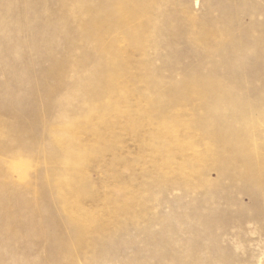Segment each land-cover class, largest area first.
I'll return each instance as SVG.
<instances>
[{"label":"rangeland","instance_id":"1","mask_svg":"<svg viewBox=\"0 0 264 264\" xmlns=\"http://www.w3.org/2000/svg\"><path fill=\"white\" fill-rule=\"evenodd\" d=\"M0 264H264V0H0Z\"/></svg>","mask_w":264,"mask_h":264},{"label":"bare ground","instance_id":"2","mask_svg":"<svg viewBox=\"0 0 264 264\" xmlns=\"http://www.w3.org/2000/svg\"><path fill=\"white\" fill-rule=\"evenodd\" d=\"M125 15H128L127 13H125L123 16H125ZM12 17V16H11ZM15 20H16V18H15ZM128 21V20H127ZM133 32L136 34V35H139L138 33H137V31L136 30H133ZM142 33V36L140 37V38H148V37H150L151 36V32L150 31H143V32H141ZM139 40L140 39H138L137 40V42H139ZM136 42V43H137ZM95 85V84H94ZM100 87H104V86H100ZM112 88V87H111ZM104 89V88H103ZM112 91V90H111ZM118 91L120 92V95H121V97H123V100H125V98L127 97V92H126V90H125V88H124V86H118ZM128 91V90H127ZM138 97V96H137ZM140 100H142L143 101V103L145 102L146 103V105H149L148 107H147V109L149 110H145L144 112L146 113V117H147V121H150V122H154L153 120H154V117H156L157 118V122H156V124L154 125V127H155V129H156V131H151L149 134H150V139L153 141V142H155L156 143V149L158 150V149H160V151L162 152L161 154H158V156H160L161 155V159H160V161H158L156 164H157V166H159V167H163V165H167V164H169V160L171 159V153L170 152H168V149H170V147L169 146H171V144L170 143H174V145H172L171 147H173L175 150L177 149L178 151H181V152H183V150L185 149V148H187V147H189V146H191L189 143H187L185 140H184V143H181L180 142V139L179 138H177V136L175 135V129H174V125H172V124H174L176 121H177V116L176 115H178L179 116V114L178 113H175V114H173V115H171V116H167V115H165V114H162L163 112H159L157 115H155V116H153L152 114V111L151 110H153V109H150V108H154V106H153V101L148 97V96H146V95H142L141 97H139L138 98V100H137V102L133 105V106H130V105H132V103L129 105L130 106V109H132V112H135V113H139L140 114V112L141 111H143L142 110V108H143V106H142V108L139 106V102L138 101H140ZM198 103V102H197ZM124 104V103H123ZM127 105V104H126ZM125 105V106H126ZM115 106V104L114 103H112V102H110V103H107V104H105V105H103L102 107H98V109H96V110H94V111H92L90 114H87V115H84V116H81L80 117V120L82 121V122H85L86 124H93V121L98 117V114L99 113H103V112H105V111H110L113 107ZM124 106V105H123ZM132 107V108H131ZM146 106H144V108H145ZM115 108V107H114ZM130 109H128V110H130ZM131 111V110H130ZM101 113V114H102ZM130 114V113H129ZM129 114H126L125 113V117H126V122L128 123L127 125L129 126V127H131V128H134L135 127V125H136V122L134 121V122H132V120L130 119V118H128V115ZM133 115H135L136 117H137V114H133ZM133 115H131V116H133ZM130 116V115H129ZM123 117V116H122ZM138 118H140V117H138ZM135 119V118H134ZM122 121V120H121ZM144 121V120H143ZM77 123H74V122H72V123H68L67 125H66V127H65V131L61 134V135H59L58 136V138L57 139H61V141L62 140H65V139H69V141H70V138L71 137H73L74 135H72V130H73V128H74V126L76 125ZM139 124V123H138ZM193 124V123H192ZM184 125H186V124H184ZM185 127V129H187V128H190V126H184ZM136 128V127H135ZM60 129V128H59ZM168 135V137L169 138H171V142L170 141H168L167 139H166V136ZM149 138V137H148ZM164 138L166 139V140H164ZM57 143H59L58 141H57ZM81 146V145H80ZM62 150L63 151H65V153L66 154H68L69 152H68V150L69 149H66V146H63L62 147ZM155 151V150H154ZM189 151V150H188ZM207 151H209V152H211V149L210 148H207ZM173 154V153H172ZM194 156V155H193ZM204 156V152L202 153V154H200V155H195L194 156V158H192V159H195V160H199V159H201L202 157ZM156 157V156H155ZM185 161L179 166V170H182L183 168H185L186 169V167L191 163V161H189V160H187V159H184ZM194 162V161H193ZM14 168L19 172V175H20V178H22V179H25V170H26V168H27V163H25V161H23V160H21V158L20 157H17L16 158V160H15V162H14ZM66 178V177H65ZM70 179L72 180V181H75V178H73V177H70ZM71 182V181H70ZM75 183V182H74ZM59 184V183H58ZM73 195L72 196H75L76 195V193L75 192H73L72 193ZM69 195V194H68ZM72 213H73V215L75 216V217H78L79 218V216H76L77 214H78V208L76 207V205H75V209H74V207L72 208ZM81 218V221H82V223L84 222L85 223V226L86 225H91V224H93L90 220H92V218L90 217V216H86L85 218H83V217H80ZM97 217H95L94 219H96ZM93 219V220H94ZM93 222H95V221H93ZM97 222V221H96ZM96 222H95V224H96ZM99 222V221H98ZM83 223V224H84ZM100 223V222H99ZM95 224H94V226H95ZM103 225V224H102ZM94 230V229H93ZM81 232V231H80ZM83 233V232H82Z\"/></svg>","mask_w":264,"mask_h":264}]
</instances>
